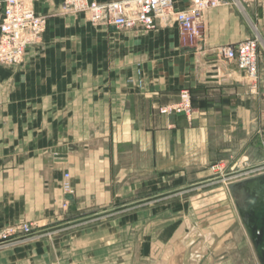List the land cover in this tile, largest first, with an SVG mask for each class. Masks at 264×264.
<instances>
[{
    "label": "crops",
    "instance_id": "0c3cea01",
    "mask_svg": "<svg viewBox=\"0 0 264 264\" xmlns=\"http://www.w3.org/2000/svg\"><path fill=\"white\" fill-rule=\"evenodd\" d=\"M26 1L47 23L21 64L0 65V229L57 230L0 251V264H139L163 248L174 258L191 229L206 259L220 239L213 222L160 216L151 200L205 182L212 162L238 155L239 132L264 125L261 86L252 93L235 63L209 53L246 39L237 9L207 11L206 40L192 49L174 24L118 30L63 14L65 0ZM261 3L245 8L249 19ZM182 90L191 121L161 115Z\"/></svg>",
    "mask_w": 264,
    "mask_h": 264
},
{
    "label": "built area",
    "instance_id": "2783aa9c",
    "mask_svg": "<svg viewBox=\"0 0 264 264\" xmlns=\"http://www.w3.org/2000/svg\"><path fill=\"white\" fill-rule=\"evenodd\" d=\"M260 0H112L105 3L88 0H65L61 12L66 15H84L96 26H110L118 30L151 31L174 24L184 44L200 49L205 41L204 15L207 11L230 6L238 11ZM241 12V11H240ZM47 17L36 14L26 0H0V65L18 66L27 49L38 43L45 31ZM220 61L235 63L242 77L251 82L250 91L257 92L258 41H244L221 45L211 53ZM161 115L183 116L191 120L193 107L188 90L179 93L178 102L161 107ZM224 162L212 166L214 172H221ZM65 179L69 174L64 175ZM63 189L70 193L68 184ZM29 223H20L0 229V251L23 246L41 237Z\"/></svg>",
    "mask_w": 264,
    "mask_h": 264
},
{
    "label": "rangeland",
    "instance_id": "374dc122",
    "mask_svg": "<svg viewBox=\"0 0 264 264\" xmlns=\"http://www.w3.org/2000/svg\"><path fill=\"white\" fill-rule=\"evenodd\" d=\"M235 11L239 15L242 25L246 28L247 36L245 38H255L258 41V77L255 83L257 86H261L259 92L264 94V86H262V83H264V3L248 10L249 21L257 28L256 30L250 26L247 18L242 16V12ZM206 36L207 27L205 26V40ZM219 46L221 45L213 47L209 53L215 51ZM238 79L241 80L240 77ZM243 82L250 87L251 82L249 80L244 79ZM238 134L237 143L240 148H238V155L234 156V158H221L212 162L207 169L208 173L206 179H204L205 182L201 180L200 182L202 183H197L189 189H176L174 192L172 191L167 195L158 196L151 200L159 207L164 204L163 208H159L160 216L169 215L168 217L172 219V217L183 218L184 215L186 217L189 216L191 221L213 222L214 226H216L217 236L220 239H217L215 244L210 246L212 247L211 253L206 259L202 258V254H195L194 248L198 247L197 240L199 236H202V232L198 229H191L190 232L193 234L191 235V240L183 248L181 247L180 250L179 248L177 250L179 245H175V252L179 256L173 258L171 250L163 248L159 250L152 262L143 260L139 264H155L156 262L157 264H259L237 214L229 188L235 182L264 173V125L260 130L239 132ZM220 162H224L226 167L221 172H214L211 169L212 166ZM64 184L69 185L67 181L63 183V186ZM147 202L150 201H143L141 204ZM181 204H183V207ZM33 227L36 231L37 227ZM56 230L46 231V233L40 235L45 234L44 236L47 238H52ZM227 235L230 238L226 239ZM229 243L234 246L231 251H225L226 248L223 246H227ZM115 262L126 264L129 263V259H120Z\"/></svg>",
    "mask_w": 264,
    "mask_h": 264
},
{
    "label": "water",
    "instance_id": "95a60500",
    "mask_svg": "<svg viewBox=\"0 0 264 264\" xmlns=\"http://www.w3.org/2000/svg\"><path fill=\"white\" fill-rule=\"evenodd\" d=\"M236 209L259 264H264V175L230 186ZM66 199L73 201L67 194Z\"/></svg>",
    "mask_w": 264,
    "mask_h": 264
},
{
    "label": "bare ground",
    "instance_id": "6f19581e",
    "mask_svg": "<svg viewBox=\"0 0 264 264\" xmlns=\"http://www.w3.org/2000/svg\"><path fill=\"white\" fill-rule=\"evenodd\" d=\"M240 11L242 12V14L247 18V20H248V22H249V24H250V26H252V28L254 29V30H256V27L252 24V22H250L249 21V18L247 17V15H246V12H245V9L244 8H240ZM264 174V173H263ZM258 176V175H257ZM230 191V190H229ZM231 194V193H230ZM231 197H232V195H231ZM232 200H233V197H232ZM233 203H234V200H233ZM234 205H235V203H234ZM235 208H236V206H235ZM236 211H237V209H236ZM237 214H238V211H237ZM238 216H239V214H238ZM239 219H240V217H239ZM240 221H241V219H240ZM241 224H242V222H241ZM242 226H243V224H242ZM243 228H244V226H243ZM244 230H245V228H244ZM245 232H246V230H245ZM246 235H247V232H246ZM247 237H248V235H247ZM248 239H249V237H248ZM249 242H250V240H249ZM250 244H251V242H250ZM251 247H252V245H251ZM252 250H253V248H252ZM199 251V250H198ZM257 258V257H256ZM259 263V262H258Z\"/></svg>",
    "mask_w": 264,
    "mask_h": 264
},
{
    "label": "flooded vegetation",
    "instance_id": "af4514ba",
    "mask_svg": "<svg viewBox=\"0 0 264 264\" xmlns=\"http://www.w3.org/2000/svg\"><path fill=\"white\" fill-rule=\"evenodd\" d=\"M261 175H264V174H261ZM258 176H260V174H258ZM253 177H257V176H252V177H249V178H246V179H243V180H241V181H244V180H247V179H250V178H253ZM241 181H238V182H241ZM238 182H235V183H238ZM234 183V184H235ZM249 237V236H248ZM250 240V239H249ZM253 248V247H252ZM255 253V252H254Z\"/></svg>",
    "mask_w": 264,
    "mask_h": 264
}]
</instances>
